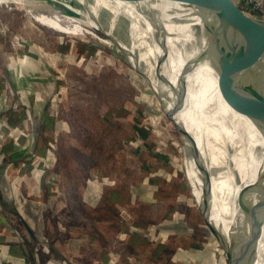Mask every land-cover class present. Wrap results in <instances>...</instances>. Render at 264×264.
Listing matches in <instances>:
<instances>
[{
  "label": "rangeland",
  "instance_id": "obj_1",
  "mask_svg": "<svg viewBox=\"0 0 264 264\" xmlns=\"http://www.w3.org/2000/svg\"><path fill=\"white\" fill-rule=\"evenodd\" d=\"M88 1L92 6L97 3ZM84 10L79 0H17L0 5V120L9 118L11 124L21 118L23 122L16 131L5 124L0 128V166L14 161V168L0 173L1 193L13 198L15 189L25 200H40L27 181L29 168L20 164L31 162L42 152L32 149V145L23 152L18 149L28 139L42 135L56 158L50 173L57 178L50 192L46 187L40 192L46 199L51 194L56 202L44 209V227L36 233L49 250L46 254L56 259L52 264H156L159 262L157 257L153 261V256L159 253L162 264H227L221 248L205 229L181 136L146 79L101 32L96 31V37L67 34L36 19L37 15L83 19ZM99 10L98 20L104 30H117L119 36L131 42L129 17L121 13L115 21L113 10ZM146 33L142 30L136 36V52L141 59L140 70L155 77L153 64L160 50H147L142 38ZM187 42L174 45L176 50L170 52L166 65L174 75L177 64L194 50V44ZM30 57L39 69L26 70L24 78L14 82L13 90L3 74L20 73L21 61ZM11 58L15 66L6 70ZM190 88L187 115L202 124L196 132L203 143L207 119L219 115L208 105V101L215 100L209 74L204 69L197 71ZM46 90L50 94L42 97ZM40 106L52 108L49 128L43 126L45 108ZM17 131L21 135L16 140ZM46 145L43 141L41 147L45 149ZM249 152L250 161L254 152ZM234 153L229 145L226 155ZM226 161L228 164L227 157ZM234 172L236 183L241 184L242 177L237 170ZM222 178L227 177L218 176ZM87 182L98 188L94 205L83 201ZM9 215L7 225L16 226L13 233L27 244L19 216L11 211ZM10 226L7 234H11ZM151 228L157 235L146 239L144 235Z\"/></svg>",
  "mask_w": 264,
  "mask_h": 264
},
{
  "label": "water",
  "instance_id": "obj_2",
  "mask_svg": "<svg viewBox=\"0 0 264 264\" xmlns=\"http://www.w3.org/2000/svg\"><path fill=\"white\" fill-rule=\"evenodd\" d=\"M79 1L83 4L85 10H88L87 8L90 6L89 1ZM116 1L126 4H135L143 18L151 22L155 27L156 32H154V39L156 42L153 45V52L156 53V48H158L160 52L163 50V54L158 56L157 59L155 77L151 74L147 75L140 70L141 59L140 55L136 52L137 47L133 48L132 51L130 50V44L132 43L133 45L134 42L137 43L136 36L131 31V19L127 17L129 20L127 21L130 27L131 42L125 41L123 37L119 36L117 30L115 33L112 30L108 32L105 31L98 20L99 14H97L98 16L95 18L100 28H98L97 31L108 37L110 41L116 45L117 49L126 55L134 67L141 73V76L146 79L157 95L167 118L180 134L184 144L186 160L189 158L192 159L201 174L202 197L200 202L198 201V209L205 223V229L221 248L226 257L227 264H255L257 245L262 237L264 225V186L260 185L259 182L255 185L245 186L238 195L237 203L239 209L244 219L252 225V232L249 234V238L242 244L239 243V245L233 234L226 237L224 232H222L211 220L212 184L210 171L201 158L197 140L188 132L185 125L177 120V114L185 106L187 75L197 67L200 57L190 59L183 67L178 80L180 86L178 88L179 93L177 94L176 104L172 109L168 111L165 110L168 103L171 101V97L168 94L164 95L159 90V87L165 84L172 85L167 75H164L162 72L163 66L170 55L168 46L169 35L166 31L165 23L162 21V9L156 7L158 5H179L177 3H182L192 8V10H188L190 12V17H195L197 21L203 24H209V26H207V38L210 52L215 59L213 66L217 73L218 93L234 111L251 119L262 134H264V77L263 75L260 76V74H257L256 71L258 69L257 67L261 65L264 60V18L248 15L240 8L235 0ZM167 13H170L169 10L164 12L165 16H167ZM120 15L121 13H115L114 20L116 19L115 21H118ZM123 27H126V25L124 24ZM142 30L147 31L146 26ZM160 52L158 53L160 54ZM150 76L154 78V81L157 79L159 83L158 86L154 85V81H149ZM250 78H252V82L248 81ZM173 88L175 92L177 87L173 86ZM162 101L164 104H162ZM253 192H263L262 197L255 204L249 200V196ZM0 202L3 203L1 195ZM28 230L30 231V228H28Z\"/></svg>",
  "mask_w": 264,
  "mask_h": 264
},
{
  "label": "bare ground",
  "instance_id": "obj_3",
  "mask_svg": "<svg viewBox=\"0 0 264 264\" xmlns=\"http://www.w3.org/2000/svg\"><path fill=\"white\" fill-rule=\"evenodd\" d=\"M10 1L16 2L17 0H0V5ZM177 4L179 5L169 4L158 5L156 7L162 9V21L165 23L166 31L169 35L168 46L169 49L171 48L170 52L176 50H173L174 45L180 46L183 43L185 44L188 40L194 44V50L187 53L186 58L182 59L180 63L177 64V73L175 75L170 70L169 65H166L167 62L164 64L162 72L164 75H167L172 85H160L159 90L164 95L168 94L171 97V101L168 103L166 110L168 111L172 109L176 104L177 94L179 93L178 88L180 86V82L178 80L183 67L190 59L200 57L197 67L187 75V95L185 106L177 114V120L181 124L185 125L188 132L197 140V144L201 152V158L205 166L210 171L212 184V222L218 226L222 232H224L226 237L233 234L238 244H242L247 238H249V234L252 232V225L244 219L239 209L237 198L242 188L245 186L255 185L257 182L264 186V134H262L251 119L234 111L221 98L217 90V73L215 67L213 66L215 59L210 52L209 41L207 38V26H209V24H203L202 22L197 21L195 17H190V12L188 10H192L191 7L182 3ZM100 8L112 9L116 14L122 13L127 15L132 20L131 31L135 36H138L139 32H141L146 26L147 33L142 37L144 38L143 43L148 46L147 49L152 51V48H154L153 45L156 42L154 39V32H156L155 27L151 24V22L143 18L135 4L120 3L116 0H98L96 5H90L87 8L88 10L83 11V19L68 15H63L64 18H62L61 15H37L36 19L42 24L57 29L63 33H80L96 37V31L99 26L97 25L95 18L98 16L97 14H99ZM166 10H169L170 12L167 13V16L164 14ZM50 13L52 14V12ZM65 20H67L66 23ZM103 22L105 21L103 20ZM105 41L108 42L109 40ZM150 43L152 47H150ZM130 45L131 51L133 48H136V42H134L133 45L132 43ZM162 51L155 57L156 63L153 64V68H156L158 56L163 54ZM257 68L256 73L263 75L264 77V60ZM200 69H204V71H206L211 78L215 100L211 102L208 101V105L214 107V111L219 114L213 115L207 119V123L204 125L206 138L203 143H200L198 140V134L196 132V129H202L200 127L202 124L197 119L191 121V118L188 116L189 114L187 115L191 100L190 97L192 95L190 88L192 77ZM149 81L153 82L154 78L150 76ZM248 81L252 82V78L248 79ZM155 82L156 79L154 81V85ZM173 86L177 87L175 92L173 90ZM197 112L198 114L201 113L198 110ZM211 124L213 126H211ZM229 145L234 148L235 153L234 155L228 157L226 152ZM250 149L254 152V156L252 159L250 158L249 161L247 156L248 153H250ZM226 157L228 158V164H225L227 162ZM189 159L186 160L188 174L191 178L194 192L200 202L202 197L201 174L199 173L195 162L192 159ZM234 170H237L239 175L242 177L243 181L241 184L236 183V174ZM221 174L227 178L219 180L218 176ZM262 195L263 192H253L250 194L249 200L255 204L262 197ZM262 232V237L257 245L255 264H264V225Z\"/></svg>",
  "mask_w": 264,
  "mask_h": 264
},
{
  "label": "trees",
  "instance_id": "obj_4",
  "mask_svg": "<svg viewBox=\"0 0 264 264\" xmlns=\"http://www.w3.org/2000/svg\"><path fill=\"white\" fill-rule=\"evenodd\" d=\"M23 63L27 61V65L24 67L26 68H37L38 63L34 58H24ZM21 61V65H22ZM8 66L10 67L11 65H14V61L11 58V60L7 61ZM36 69V70H37ZM25 72V73H23ZM21 73L26 74V69L22 68ZM50 94V90H46L44 93L41 94L42 97H47ZM50 109L52 108H47V114L44 117V124L43 126L45 128H49L52 125V119L48 115V113L51 111ZM13 130V129H12ZM21 133L19 131L16 132V140L20 137ZM18 142V141H17ZM47 143V142H46ZM50 146L52 144L50 143ZM38 152H42V154L38 155L36 159L32 160L29 163H23V167L28 169L29 168V173L30 177L28 178L27 181H29L30 186L33 187V192L36 198H39L40 200L38 201L37 199L35 200H25L23 196H21L19 193L15 192L13 193V199L9 198V196H4L3 193H1L2 189L0 187V195L3 198V205L4 207L12 214L19 216L20 220H23L25 224H28L30 227V233L27 234V239L29 243L30 238H32V246L30 248V251H32V257L37 260L39 263H45L49 259H52L53 257L44 254L42 247H41V241L39 238V235L36 233L37 229H43L44 224L41 222V217L44 214V209L47 207H52L53 203L55 204L56 201L53 200V196L50 194L47 199L44 197V194L40 192V190H44V187L50 192V185L54 186V181L57 178L56 174H51L50 171L55 167V162L56 158H54L53 154L49 149L47 148V145L44 149L38 147ZM2 169H0L1 173ZM2 179V175H1ZM36 185V186H35ZM15 185L13 184V187ZM84 200L86 203H89L91 205H94L96 203L97 198L99 197L98 194V188L91 182H87L84 190ZM116 200H119L118 198ZM28 229V228H27ZM16 235V234H15ZM19 240V239H18ZM24 243V248L27 250V246L25 241ZM30 244V243H29ZM34 250V251H33Z\"/></svg>",
  "mask_w": 264,
  "mask_h": 264
},
{
  "label": "crops",
  "instance_id": "obj_5",
  "mask_svg": "<svg viewBox=\"0 0 264 264\" xmlns=\"http://www.w3.org/2000/svg\"><path fill=\"white\" fill-rule=\"evenodd\" d=\"M236 1V0H235ZM25 65V63H23V61H22V65H21V68H20V70L23 68V66ZM27 65V64H26ZM25 65V66H26ZM13 66H15V64L14 65H11L9 68H7V66L5 67L6 68V70H11V69H13V68H11V67H13ZM27 71H28V69H30V68H26V67H24ZM33 69V68H32ZM35 69H37V68H35ZM31 70V69H30ZM38 70V69H37ZM17 72H19V71H16V72H11V74L10 73H8V72H5L4 74H3V76H4V78L3 79H6V81L7 82H10V85L13 87V90L15 89L14 87V82L15 81H17V80H21L22 78H24L23 76H22V74L23 73H17ZM27 74V73H26ZM25 75V74H24ZM6 88V87H5ZM41 91V90H40ZM36 107H38L39 108V106H36ZM11 106H8V110L10 111L11 109ZM40 108H45L44 106H40ZM47 108H45L43 111H42V117H43V120H44V117L46 116V114H47ZM11 112V111H10ZM13 116H15V117H17L16 116V114H14ZM9 119V118H8ZM8 119H6V121H3L2 119V121L0 120V128H3L4 127V124H5V126L7 127V128H12V129H14V131H16V129H17V127L19 126L18 124L20 123V124H22L23 122H22V120H21V118H18V119H16V120H14V123L13 122H10L11 124H9L8 123ZM13 121V120H12ZM8 124H9V127H8ZM33 126H35L34 124H32V122H31V128H34ZM22 127V126H21ZM42 129H43V126H42ZM2 140H0V142H1ZM43 141H44V145H46V142H47V139L45 138V139H43V137H42V135H38V136H35V137H32V138H30V139H28V142H26V145H24V146H22V148H20V149H18L17 147H14V150H21L22 152H23V148H26L28 145H32V149H36L37 151H38V147H40V149L42 148L41 147V144L43 143ZM16 143H18L17 141L15 142V144ZM20 145H22V144H20ZM31 148H29V149H31ZM12 163L11 164H6V163H4L3 164V166L1 165L0 166V169H4V171H6V173L8 172V170H10V168H14V161H11ZM12 165V166H11ZM23 167V162L20 164V167ZM20 167H19V169H20ZM19 178V177H18ZM13 189H14V187H13ZM2 191V190H1ZM14 191H15V189L13 190V193H14ZM13 199V198H12ZM0 209H2L3 210V213L2 212H0V226H2L3 227V229H2V231L0 230V264H20L19 262H20V260H19V256H21V255H24L25 256V258H26V264H49V261H51V260H56V259H49L47 262H45V263H39V261H38V257H37V260L35 259V258H33L32 257V251H30V248H31V244H32V242L31 241H33L32 240V238H30V240H29V243L28 244H26V245H28L27 246V250H25V248H24V238H22V237H18V236H16L14 233H13V230H14V228H16V226L15 227H13V226H10V224H12V223H10L9 225H7L8 224V222H7V217H9L10 215H9V211L4 207V205H3V203H1L0 202ZM21 222H22V224H23V227H24V230H23V235H27V234H29L30 232L28 231V229H27V226H28V228H30L29 227V225L28 224H25V222L23 221V220H21ZM160 224V223H159ZM162 224V223H161ZM10 226V232H11V234L9 233V234H7L4 230H5V228H7V226ZM13 225V224H12ZM151 227V226H150ZM12 228H13V230H12ZM154 230H156V229H154ZM152 228H151V230H150V232L148 233V234H146V235H144L145 237H146V239H150V240H152V238H153V236L154 235H157V232H153L154 231ZM158 230H159V228H158ZM160 231V230H159ZM138 232H140V230L138 229ZM137 233H135V235H136ZM160 234H162V231H160L159 232V235ZM19 239V240H18ZM14 244H16V246L14 245ZM158 244L159 243H157L156 245L158 246ZM159 247V249L158 250H160L161 251V249H160V246H158ZM34 251V250H33ZM44 252V251H43ZM7 253H15L16 255H15V257H14V263H7L8 262V260H7ZM44 254H46L45 252H44ZM47 255V254H46ZM150 256H151V254H150ZM154 257V259H153V261H155V258L157 257V260H158V262L159 263H157V262H155L156 264H162V254H156L155 256H153ZM55 262H57V261H55ZM58 263V262H57Z\"/></svg>",
  "mask_w": 264,
  "mask_h": 264
},
{
  "label": "built area",
  "instance_id": "obj_6",
  "mask_svg": "<svg viewBox=\"0 0 264 264\" xmlns=\"http://www.w3.org/2000/svg\"><path fill=\"white\" fill-rule=\"evenodd\" d=\"M242 10H244L245 13H247L250 16L253 17H259V18H264V0H236L235 1ZM7 228H5L4 231H6ZM43 240L41 241V247L42 250L45 253H48L49 250L47 249V247L45 246V243L43 245ZM7 263H14V257H15V253H7ZM19 260H20V264H26V258L24 255L19 256ZM52 261H49V264H52Z\"/></svg>",
  "mask_w": 264,
  "mask_h": 264
}]
</instances>
